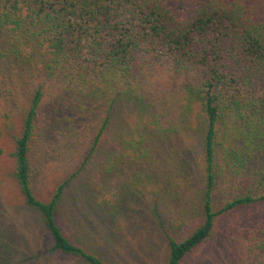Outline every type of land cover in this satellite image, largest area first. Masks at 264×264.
I'll return each mask as SVG.
<instances>
[{
    "label": "trees",
    "instance_id": "16d2710c",
    "mask_svg": "<svg viewBox=\"0 0 264 264\" xmlns=\"http://www.w3.org/2000/svg\"><path fill=\"white\" fill-rule=\"evenodd\" d=\"M0 35L9 41L0 47V59L33 77L20 78L21 85L35 83L17 131L10 119L12 89L0 99V137L16 131L9 152L13 177L49 235L45 253L59 264H111L73 238L58 207L67 183L110 128L117 103L148 113L160 132L198 118L199 218L178 237L164 232L165 264H181L213 239L220 217L264 209V172L254 193L252 187L224 191L234 179L259 173L258 163L264 167V0H0ZM47 88L68 110L66 124L57 118L62 144L89 145L75 170L42 200L34 190L33 146L48 128ZM105 231L112 236V228ZM240 247L242 264H264V217L246 228ZM3 253L9 254L6 244L0 245Z\"/></svg>",
    "mask_w": 264,
    "mask_h": 264
},
{
    "label": "rangeland",
    "instance_id": "374dc122",
    "mask_svg": "<svg viewBox=\"0 0 264 264\" xmlns=\"http://www.w3.org/2000/svg\"><path fill=\"white\" fill-rule=\"evenodd\" d=\"M3 42L9 41L0 35V47ZM12 64L0 59V99L8 97L5 95L12 89L9 97L14 116L10 119L17 131L35 83L21 85L20 78L33 77L13 69ZM47 96L51 100L44 103L43 115L49 118L48 128L33 146L34 190L42 200L50 197L57 181L75 170L89 145L62 144L64 135L57 118L65 122L63 114L68 110L52 100L49 88ZM193 118L195 121L189 118L183 125L160 132L154 130L148 113L127 102L117 103L110 128L67 183L59 202L61 223L76 241L85 242L111 264H165L168 246L164 232L178 237L199 218L203 172L200 128L198 118ZM15 130L0 137V245L6 244L9 252L3 253L0 264H59L61 260L56 262L45 253L49 235L37 211L25 205L13 177L9 152ZM135 151L139 155L132 160ZM256 169L259 173L234 179L224 191L259 190L257 177L264 167L258 163ZM221 194L217 190L216 200ZM263 217L264 209L258 206L220 217L215 237L196 247L181 264H242V235ZM105 228H112L111 237Z\"/></svg>",
    "mask_w": 264,
    "mask_h": 264
}]
</instances>
